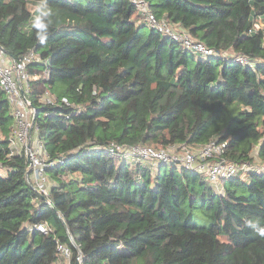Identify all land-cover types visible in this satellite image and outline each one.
Returning a JSON list of instances; mask_svg holds the SVG:
<instances>
[{"label": "trees", "instance_id": "trees-1", "mask_svg": "<svg viewBox=\"0 0 264 264\" xmlns=\"http://www.w3.org/2000/svg\"><path fill=\"white\" fill-rule=\"evenodd\" d=\"M147 1L218 54L198 56L149 27L130 0H48L42 45L38 0H0V46L14 60L38 54L28 97L50 159H62L46 168L43 195L26 157L9 149L0 87V264H75L78 250L84 264H264V239L243 224L264 222V167L217 192L200 173H154L115 148L216 139L224 158L255 164V150L264 166V28L250 31L264 0ZM46 91L53 104L40 101ZM39 222L50 229L31 228ZM57 242L70 246L69 262Z\"/></svg>", "mask_w": 264, "mask_h": 264}, {"label": "built area", "instance_id": "built-area-1", "mask_svg": "<svg viewBox=\"0 0 264 264\" xmlns=\"http://www.w3.org/2000/svg\"><path fill=\"white\" fill-rule=\"evenodd\" d=\"M138 11L141 19L151 28L172 38L198 56L205 57L218 54L201 40L193 37L190 32L178 23L168 21L164 16L158 17L151 9L147 0H130ZM264 28V14L253 17L250 31ZM224 52L223 55H226ZM235 60L243 65H253V61L242 54H231ZM40 61L34 49L26 51L19 59L11 58L0 46V87L3 90L13 117L14 128L9 137V149L13 153H21L28 163V175L34 181L37 190L47 195L51 181L46 168L61 162L51 160L47 150L38 136V125L34 122L36 111L28 97L30 91L29 73L27 65ZM44 72V71H43ZM66 105L69 101L61 99ZM43 103L53 104L54 95L46 91L40 97ZM122 157L135 163L143 161L151 172L158 173L162 166L174 167L177 172L187 169L202 174L214 190L222 192V181L236 176H243L251 170H261L264 166L246 162H235L223 157L225 143L211 139L198 146L189 144H171L166 147H154L148 144L133 146H117ZM31 228L47 232L50 227L45 222H39ZM56 248L60 255L69 262L72 250L67 243L57 242ZM83 263L81 252L77 257Z\"/></svg>", "mask_w": 264, "mask_h": 264}, {"label": "clouds", "instance_id": "clouds-1", "mask_svg": "<svg viewBox=\"0 0 264 264\" xmlns=\"http://www.w3.org/2000/svg\"><path fill=\"white\" fill-rule=\"evenodd\" d=\"M35 13L32 18V27L35 30L36 39L43 45L47 42L53 24L54 12L49 6L48 0H38ZM243 224L257 237L264 239V222L260 217L247 215L243 218Z\"/></svg>", "mask_w": 264, "mask_h": 264}, {"label": "rangeland", "instance_id": "rangeland-1", "mask_svg": "<svg viewBox=\"0 0 264 264\" xmlns=\"http://www.w3.org/2000/svg\"><path fill=\"white\" fill-rule=\"evenodd\" d=\"M41 73L43 74V71H41ZM252 154H253V157L255 158V164L254 165H258V158H257V156H256V151L255 150H253L252 151ZM205 178V177H204ZM206 179V178H205ZM207 180V179H206ZM225 181H227V180H225ZM208 182V181H207ZM208 184L210 185V182H208Z\"/></svg>", "mask_w": 264, "mask_h": 264}, {"label": "water", "instance_id": "water-1", "mask_svg": "<svg viewBox=\"0 0 264 264\" xmlns=\"http://www.w3.org/2000/svg\"><path fill=\"white\" fill-rule=\"evenodd\" d=\"M79 259L78 258H76V260H75V264H79Z\"/></svg>", "mask_w": 264, "mask_h": 264}]
</instances>
